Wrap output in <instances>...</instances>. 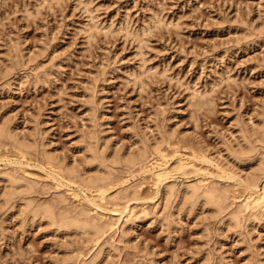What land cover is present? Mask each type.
I'll return each instance as SVG.
<instances>
[{
  "label": "rangeland",
  "instance_id": "374dc122",
  "mask_svg": "<svg viewBox=\"0 0 264 264\" xmlns=\"http://www.w3.org/2000/svg\"><path fill=\"white\" fill-rule=\"evenodd\" d=\"M0 125V264H264V212L243 207L264 156V0H0ZM143 147L146 164L110 165L107 199L82 181L91 148ZM9 177L58 212L89 209L101 240L7 204ZM205 184L224 215L178 194Z\"/></svg>",
  "mask_w": 264,
  "mask_h": 264
},
{
  "label": "bare ground",
  "instance_id": "6f19581e",
  "mask_svg": "<svg viewBox=\"0 0 264 264\" xmlns=\"http://www.w3.org/2000/svg\"><path fill=\"white\" fill-rule=\"evenodd\" d=\"M130 30V29H128ZM132 35V34H131ZM135 35V34H134ZM136 37V36H135ZM137 40V38H136ZM140 41V40H139ZM10 66V65H8ZM13 67V65H12ZM12 67L10 66V68L12 69ZM7 68V66H6ZM7 70V69H6ZM8 72V71H7ZM5 73V72H4ZM11 73V72H10ZM12 74V73H11ZM206 102V101H205ZM15 136V135H13ZM0 138L2 139H7V138H11V134H10V131L4 127V126H1L0 125ZM246 138V137H245ZM249 138V137H248ZM13 139V138H12ZM257 139V138H256ZM20 140V139H19ZM18 139L15 138V143L20 146L22 149H24L25 147H29L30 145L27 144V143H23L21 141H19ZM251 140V139H250ZM254 140V139H253ZM4 141V140H3ZM11 141V140H9ZM252 141V140H251ZM90 143V142H89ZM92 144V143H91ZM90 144V145H91ZM258 144V143H257ZM16 145V146H17ZM95 145V144H94ZM159 145V144H158ZM24 147V148H23ZM91 147V146H90ZM95 147V146H94ZM244 147V146H243ZM246 147V146H245ZM257 147V146H256ZM20 148V149H21ZM247 151L248 152H252L254 149H255V146L252 144V143H248L247 145ZM260 148V147H259ZM21 149V150H22ZM88 149V147L86 148ZM93 153H94V156H95V160H96V169L95 171H89L87 173L84 172V175H86L85 177L82 178V181L85 182V185L89 188V189H92L93 191H95L98 196L105 200V198L107 199L109 196V192L110 190L113 188L114 189V186H113V180H112V176H111V168H110V165L112 164H118V165H121V163H126L127 165H134L136 163H147V160L150 161L149 159V156L151 154H148V150L146 147H143L139 153H133L132 152H129V153H132L130 155L126 156L127 157H122L121 155H118V154H113V155H110V156H107L105 154L106 151H104L102 154H98L97 152H99L98 150L96 151L95 148H91L90 149ZM100 150V149H99ZM103 150H106V149H103ZM138 150V149H137ZM151 150V149H150ZM149 150V151H150ZM151 152V151H150ZM153 152V151H152ZM91 153V152H90ZM156 154V153H155ZM90 155V154H89ZM160 155V153L158 154ZM167 155V154H166ZM52 155L49 156V160L50 159H54L55 157H52ZM156 156V155H155ZM163 157H165V155H162ZM158 157V156H156ZM91 158V157H90ZM88 158V160L90 159ZM94 158V157H93ZM160 158V157H159ZM52 159V160H53ZM154 159V158H153ZM161 159V158H160ZM159 159V167L160 169L157 170L156 172H154L156 178L158 181L162 180L161 178H163L164 175H166V173H168V169L166 167V164L169 163V162H166L163 161L160 163V160ZM166 159V158H165ZM169 159V158H168ZM259 159V162L258 165H257V168L255 170V172L252 174V176L249 178L251 184L249 185V183H247V181H245V183L248 184L249 186V189L251 188V192H250V195L248 196L246 194V196H248V199L246 200V203L245 205L243 204V207L246 206L247 209H250L252 212V214H255V212L257 210H262L264 212V186L263 188L259 189V181H260V176L263 177L262 175H264V156L258 158ZM52 160H50V163L52 162ZM157 160V158H156ZM55 161V159H54ZM53 161V162H54ZM91 161V159H90ZM106 162H110L109 164H104ZM190 161V160H189ZM56 162V161H55ZM155 162V160H154ZM153 162V163H154ZM145 163V164H146ZM152 163L151 161V165H153L154 169H155V165ZM52 164V163H51ZM50 164V165H51ZM156 164V163H155ZM158 164V163H157ZM194 164V163H193ZM150 167L151 165L148 164ZM52 166H54L52 164ZM187 166H188V163L187 162H183L181 165H180V169L182 172H186V169H187ZM55 167V166H54ZM112 167V166H111ZM148 167V166H147ZM149 167V168H150ZM146 168V167H145ZM93 169V170H94ZM85 171V170H83ZM155 171V170H154ZM92 172V173H91ZM75 173V172H74ZM76 175V173H75ZM83 176V175H82ZM12 177V176H11ZM9 177V181H10V185L7 186V191L5 192V200L8 203H11L12 201H19V200H23L25 202H22L24 203L25 205V209L26 211L28 210L30 213V215L35 216V217H40V219L42 220L43 218L44 219H47V221L49 222V224H53V226H56L58 228H64V230L66 231H74L75 234L77 235H87V239H90V238H93V239H96L98 242L102 235V232L104 231V228H105V223H103L104 221L102 219H98L97 217L94 216V214L92 215L91 213H89V209L86 211H83V209L81 210L82 213H80V215H77L79 213L76 214V216H73V215H70V214H67V213H63V212H58L57 209H55V206H51L47 204H43L41 203H36L35 200H32V198H28L26 199L27 195L30 193L29 190L31 191V189L33 188V185L30 183V181H27V182H22L21 180H25V179H18V178H11ZM74 177V175H73ZM75 177H78L77 175ZM79 177H80V174H79ZM57 178V177H56ZM166 179V178H164ZM163 179V180H164ZM28 180V179H27ZM115 180V179H114ZM162 180V181H163ZM247 180V179H246ZM264 180V179H263ZM73 181V180H72ZM157 181V183H158ZM161 181V182H162ZM83 182V184H84ZM113 182V183H112ZM160 182V183H161ZM6 183L7 180H6ZM263 183V182H262ZM61 184V183H60ZM59 184V185H60ZM185 185V184H184ZM85 186V187H86ZM251 186V187H250ZM9 187V188H8ZM245 187V185H244ZM247 187V186H246ZM35 188V187H34ZM121 188V187H120ZM4 189V190H6ZM119 189V188H118ZM123 189V188H122ZM219 189V188H218ZM33 190V189H32ZM35 192V190H33ZM33 192V193H34ZM118 192V191H117ZM247 192V190H246ZM121 193V192H120ZM173 192H171L170 189H166V193L165 195L169 198V196H174L172 194ZM181 194L183 196V198H185L186 202L188 204H190L191 207H195L196 205L198 204H201L202 205V208L203 206H209L213 211V214L216 213L217 215H224L223 213L226 212L227 210V195L220 192V190H216L214 189L212 186H210V184H205L204 186H195V185H186L184 186L179 192L178 194ZM249 193V192H248ZM4 194V193H3ZM127 194V193H126ZM125 194V195H126ZM129 194L126 195L125 197L126 198H130L129 197ZM177 194V195H178ZM111 195V194H110ZM118 195V194H117ZM122 195V194H120ZM131 195H134V194H131ZM123 196V195H122ZM29 197V196H28ZM118 197V196H117ZM124 199V197H122ZM121 198V199H122ZM135 198V197H134ZM230 198V197H229ZM247 198V197H246ZM127 201H130L133 199V196ZM172 198H170L171 200ZM229 200V199H228ZM245 200V199H244ZM127 201L125 203H127ZM92 202V200L90 201V203ZM94 202V200H93ZM92 202V203H93ZM96 202V201H95ZM17 203V202H16ZM46 203V202H44ZM129 203V202H128ZM235 203V202H234ZM6 204V203H5ZM6 204V205H7ZM14 204V203H13ZM18 204H21V203H18ZM94 204V203H93ZM96 204V203H95ZM22 206V205H21ZM23 206V207H24ZM95 206V205H94ZM98 206V204H97ZM95 206V207H97ZM232 206V205H231ZM127 207V206H126ZM124 208V207H123ZM208 208V207H207ZM24 209V210H25ZM229 210V209H228ZM25 211V212H26ZM88 211V212H87ZM244 211V210H243ZM258 211V212H259ZM69 212V211H68ZM245 212V211H244ZM248 212V211H247ZM257 212V214H258ZM27 213V212H26ZM216 214H214L215 216H217ZM243 216V214H241ZM214 216V217H215ZM34 217V218H35ZM244 218V217H243ZM230 223H232L233 225H238L241 221V216L232 212L231 215H230ZM247 219V218H246ZM245 219V220H246ZM103 222H102V221ZM47 222V223H48ZM242 222V221H241ZM229 223V222H228ZM231 224V226H232ZM242 225V223H240ZM125 227L122 228V234L124 233L125 234ZM106 231V230H105ZM117 232V231H116ZM115 232V233H116ZM106 233V232H105ZM73 234V233H72ZM104 235V234H103ZM97 242V243H98Z\"/></svg>",
  "mask_w": 264,
  "mask_h": 264
}]
</instances>
